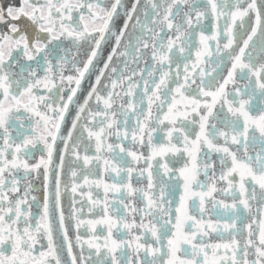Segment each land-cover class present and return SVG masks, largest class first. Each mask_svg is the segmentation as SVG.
Instances as JSON below:
<instances>
[{"label": "snow or ice", "instance_id": "obj_1", "mask_svg": "<svg viewBox=\"0 0 264 264\" xmlns=\"http://www.w3.org/2000/svg\"><path fill=\"white\" fill-rule=\"evenodd\" d=\"M0 264H264V0H0Z\"/></svg>", "mask_w": 264, "mask_h": 264}, {"label": "flooded vegetation", "instance_id": "obj_2", "mask_svg": "<svg viewBox=\"0 0 264 264\" xmlns=\"http://www.w3.org/2000/svg\"><path fill=\"white\" fill-rule=\"evenodd\" d=\"M6 2H7V0H6ZM11 2L14 3L16 6H19V4H20V0H11ZM142 3H143V0H142ZM241 83H243V81H241ZM37 183H39V181H37ZM35 194L38 195V196L40 195V193H35ZM93 195H94V197H95V192L93 193ZM77 199H81L79 195H77ZM82 203H83V201H82ZM84 213H85V215H84L83 218H85V219H93V218H96L95 213H93L92 215H89V214L87 213V206H86V205L84 206ZM100 231H101V230L98 229V233H99ZM81 234H82V235L85 234V229H83V228L81 229ZM70 235H74V233L72 232L71 229H70Z\"/></svg>", "mask_w": 264, "mask_h": 264}]
</instances>
